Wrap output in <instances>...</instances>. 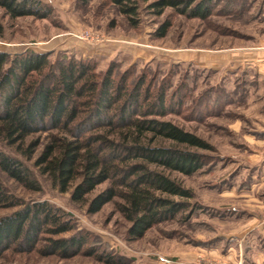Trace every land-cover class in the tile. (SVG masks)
Here are the masks:
<instances>
[{"label": "rangeland", "instance_id": "rangeland-1", "mask_svg": "<svg viewBox=\"0 0 264 264\" xmlns=\"http://www.w3.org/2000/svg\"><path fill=\"white\" fill-rule=\"evenodd\" d=\"M39 1L42 16L11 17L0 8V51L44 52L51 60L72 56L91 61L98 75L111 69L127 84L143 79L142 90L162 91L166 99L165 111L148 118L173 123L205 147L152 133L140 137L144 145L194 152L201 166L183 174L148 165L190 196L163 195L182 208L133 239L119 195L98 210L90 205L109 187L122 191L118 179L135 160H116L118 171L77 202L71 198L74 184L61 191L37 160L46 145L89 138L84 130L79 136L46 127L15 142L0 135V157L16 160L32 182L28 187L0 166V219L46 202L71 226L61 233L45 226L33 242L9 243L0 264H264V0H208L203 17L192 12L202 0L184 12L168 6L159 14L150 7L154 0H135L136 25L108 0ZM165 22V33L157 35ZM103 137L119 154L133 144L126 130ZM103 148L104 156L109 150ZM72 237L82 238L81 244L54 246Z\"/></svg>", "mask_w": 264, "mask_h": 264}, {"label": "trees", "instance_id": "trees-1", "mask_svg": "<svg viewBox=\"0 0 264 264\" xmlns=\"http://www.w3.org/2000/svg\"><path fill=\"white\" fill-rule=\"evenodd\" d=\"M108 1L136 25L138 7L135 0ZM193 1L154 0L150 7L158 14L168 6L184 12ZM208 3L202 0L192 12L205 16ZM0 8L11 17L42 16L44 9L39 0H0ZM166 26L167 22L156 34L163 35ZM94 68L91 61L72 56L51 60L49 53L44 52L10 54L0 51V135L15 142L46 127L76 131L79 136L84 135L80 134L84 130L85 135L90 136L88 139L46 145L37 160L61 191H67L74 184L71 198L77 202L86 201L98 184L109 179L111 172L118 171L116 160L122 163L135 160L118 179L125 188L122 191H117L116 187L107 188L92 199L90 209L98 210L119 195L123 201L120 210L129 222L127 233L138 239L154 224L174 216L182 208L181 202L168 197L190 196L188 190L149 169L148 165L183 174H191L201 166L200 156L194 152L176 146L144 145L140 137L152 133L176 144L199 147L205 144L169 121L148 118L165 111L164 92L152 94L148 87L142 90L143 79L127 84L123 77L115 79L111 69L98 75ZM100 129L104 133H95ZM117 129L129 131L133 137V144L124 148V154L109 149L115 143L103 137ZM98 142L103 146L94 147ZM103 147L109 150L104 156ZM138 159L142 162L136 161ZM0 166L17 181L32 187L16 160L2 156ZM61 216L59 209L46 202H36L13 216L1 218L0 252L18 239L33 242L36 232L45 226H50V231L55 233L68 231L71 226L62 221ZM81 241L80 237H72L69 241L56 240L54 246L66 250L79 246Z\"/></svg>", "mask_w": 264, "mask_h": 264}, {"label": "built area", "instance_id": "built-area-1", "mask_svg": "<svg viewBox=\"0 0 264 264\" xmlns=\"http://www.w3.org/2000/svg\"><path fill=\"white\" fill-rule=\"evenodd\" d=\"M79 37V36H78ZM215 264H226L225 262L217 261Z\"/></svg>", "mask_w": 264, "mask_h": 264}]
</instances>
